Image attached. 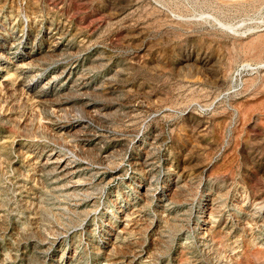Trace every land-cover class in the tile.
<instances>
[{"label":"rangeland","instance_id":"obj_1","mask_svg":"<svg viewBox=\"0 0 264 264\" xmlns=\"http://www.w3.org/2000/svg\"><path fill=\"white\" fill-rule=\"evenodd\" d=\"M263 58L264 0H0V264H264Z\"/></svg>","mask_w":264,"mask_h":264},{"label":"built area","instance_id":"obj_2","mask_svg":"<svg viewBox=\"0 0 264 264\" xmlns=\"http://www.w3.org/2000/svg\"><path fill=\"white\" fill-rule=\"evenodd\" d=\"M264 74V59L260 62H243L235 67L229 77V82L222 92V98L236 101L246 97L249 91L246 89V81L249 78L258 77ZM218 101H214L210 105L208 104H196L193 107L195 113H200L202 116L210 115L216 108ZM236 116L232 117V120L228 123L227 131L225 134L224 142L221 150L224 151L231 143L234 127L236 124Z\"/></svg>","mask_w":264,"mask_h":264},{"label":"bare ground","instance_id":"obj_3","mask_svg":"<svg viewBox=\"0 0 264 264\" xmlns=\"http://www.w3.org/2000/svg\"><path fill=\"white\" fill-rule=\"evenodd\" d=\"M85 73V72H84ZM36 74V73H35ZM26 86V85H25ZM86 112V111H85ZM85 117V116H84ZM83 119V117H82ZM79 130V129H78ZM76 133V132H75ZM77 136V135H76ZM96 140V139H95ZM50 154V153H49ZM57 154V153H56ZM56 154H50L48 156V164L50 165L49 168H51L52 170H54L58 176L60 177H64L69 179L70 181H73V179L76 177L75 175H77L79 173V171H81V169L83 168L82 166H78V165H72L70 162H68L65 158H61L60 156L56 155ZM146 154V161L147 163H150V156L147 152H145ZM70 160V159H69ZM154 161V160H153ZM80 174V173H79ZM78 181V180H77ZM81 183V182H80ZM73 188V187H72ZM173 193V192H172ZM83 194V193H82ZM87 195V194H86ZM83 196V195H82ZM149 199V198H148ZM207 233V232H206ZM203 237V236H202ZM113 256V255H112Z\"/></svg>","mask_w":264,"mask_h":264},{"label":"crops","instance_id":"obj_4","mask_svg":"<svg viewBox=\"0 0 264 264\" xmlns=\"http://www.w3.org/2000/svg\"><path fill=\"white\" fill-rule=\"evenodd\" d=\"M247 89H249V90L252 89V91H253L252 94L254 93V95L255 94H256V96L258 95V99H256L254 101V104H257L258 106H263L264 107V79L258 85L256 84V82L250 84L247 81Z\"/></svg>","mask_w":264,"mask_h":264}]
</instances>
